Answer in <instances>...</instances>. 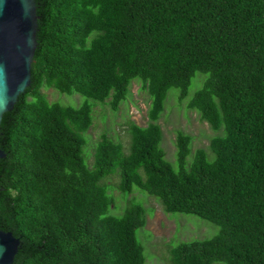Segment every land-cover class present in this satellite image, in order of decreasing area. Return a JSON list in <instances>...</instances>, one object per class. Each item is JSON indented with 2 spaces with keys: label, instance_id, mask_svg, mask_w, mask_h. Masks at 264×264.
<instances>
[{
  "label": "trees",
  "instance_id": "trees-1",
  "mask_svg": "<svg viewBox=\"0 0 264 264\" xmlns=\"http://www.w3.org/2000/svg\"><path fill=\"white\" fill-rule=\"evenodd\" d=\"M34 1L31 82L0 122V229L20 241L12 264H144L145 207L130 199L116 213L111 175L124 194L138 188L219 226L171 245L169 264H264V0ZM196 72L206 76L186 107L220 133L193 150L178 131L173 164L157 120L169 89L183 100ZM135 77L150 97L146 125L129 124L127 152L101 134L87 165L92 104L48 101L41 88L115 111Z\"/></svg>",
  "mask_w": 264,
  "mask_h": 264
},
{
  "label": "rangeland",
  "instance_id": "rangeland-1",
  "mask_svg": "<svg viewBox=\"0 0 264 264\" xmlns=\"http://www.w3.org/2000/svg\"><path fill=\"white\" fill-rule=\"evenodd\" d=\"M205 76L201 72L194 74L188 94L181 101L177 99L179 89L170 88L165 99V109L157 120L162 129L161 146L166 158L173 164L175 163V137L178 131L192 136L193 150L199 147L208 150L212 136L220 133L213 131L195 109L186 107L187 100L202 87ZM41 92L45 94L48 101H56L62 105L78 107L85 101L92 104V124L87 133H84L87 142L83 146L84 160L89 166L92 164L94 147L101 134H106L112 140L120 142L124 151L127 152L130 143L129 124L146 125L148 121L146 112L150 97L138 77L132 79L126 99L115 111L106 102L96 101L75 91L71 94L61 93L53 87L43 86ZM104 182L109 185L108 192L114 198L117 206L116 213L120 211L122 213L130 199L140 201L145 207L146 224L136 233L138 241H142L145 248L144 264H169L171 245L192 239L209 238L216 235L220 229L218 225L194 214L166 212L157 197L138 188H134L135 190L129 194H124L117 186L116 175L107 177ZM213 264L225 263L216 261Z\"/></svg>",
  "mask_w": 264,
  "mask_h": 264
},
{
  "label": "water",
  "instance_id": "water-1",
  "mask_svg": "<svg viewBox=\"0 0 264 264\" xmlns=\"http://www.w3.org/2000/svg\"><path fill=\"white\" fill-rule=\"evenodd\" d=\"M36 30L34 0H0V122L30 85ZM19 243L12 232L0 229V264L13 263Z\"/></svg>",
  "mask_w": 264,
  "mask_h": 264
},
{
  "label": "clouds",
  "instance_id": "clouds-1",
  "mask_svg": "<svg viewBox=\"0 0 264 264\" xmlns=\"http://www.w3.org/2000/svg\"><path fill=\"white\" fill-rule=\"evenodd\" d=\"M0 251H2V250H0Z\"/></svg>",
  "mask_w": 264,
  "mask_h": 264
}]
</instances>
